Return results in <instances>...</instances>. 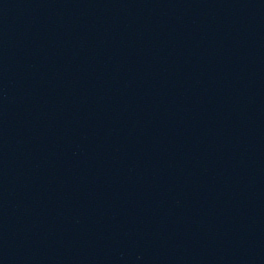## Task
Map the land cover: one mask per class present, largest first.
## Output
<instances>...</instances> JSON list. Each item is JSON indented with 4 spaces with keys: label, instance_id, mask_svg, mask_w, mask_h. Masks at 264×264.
I'll return each instance as SVG.
<instances>
[{
    "label": "water",
    "instance_id": "1",
    "mask_svg": "<svg viewBox=\"0 0 264 264\" xmlns=\"http://www.w3.org/2000/svg\"><path fill=\"white\" fill-rule=\"evenodd\" d=\"M0 264H264V0H0Z\"/></svg>",
    "mask_w": 264,
    "mask_h": 264
}]
</instances>
